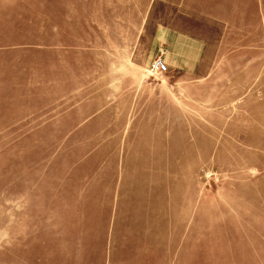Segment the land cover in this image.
I'll return each instance as SVG.
<instances>
[{
  "label": "rangeland",
  "instance_id": "374dc122",
  "mask_svg": "<svg viewBox=\"0 0 264 264\" xmlns=\"http://www.w3.org/2000/svg\"><path fill=\"white\" fill-rule=\"evenodd\" d=\"M0 264H264V0H0Z\"/></svg>",
  "mask_w": 264,
  "mask_h": 264
},
{
  "label": "crops",
  "instance_id": "0c3cea01",
  "mask_svg": "<svg viewBox=\"0 0 264 264\" xmlns=\"http://www.w3.org/2000/svg\"><path fill=\"white\" fill-rule=\"evenodd\" d=\"M157 39H156V41H155V44H154V48L156 49V47L157 48H160L159 49V51L161 50V48L164 50V51H166V55H167V53L169 52V51H173L174 50V43L172 44V43H167V42H165V41H167V38H170V34L168 35V34H166V32H164V31H158L157 32ZM172 38H173V40H176L177 41V39L180 37H177V36H174V35H172L171 36ZM178 42V41H177ZM179 43V42H178ZM167 44V45H166ZM180 44V43H179ZM169 45V47H170V49H169V47H167ZM170 60V59H169ZM195 61V60H194ZM171 62H172V59H171ZM170 62V63H171Z\"/></svg>",
  "mask_w": 264,
  "mask_h": 264
},
{
  "label": "built area",
  "instance_id": "2783aa9c",
  "mask_svg": "<svg viewBox=\"0 0 264 264\" xmlns=\"http://www.w3.org/2000/svg\"><path fill=\"white\" fill-rule=\"evenodd\" d=\"M167 72V66L162 57H158L150 64L147 73L150 76H161Z\"/></svg>",
  "mask_w": 264,
  "mask_h": 264
}]
</instances>
